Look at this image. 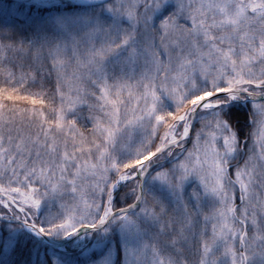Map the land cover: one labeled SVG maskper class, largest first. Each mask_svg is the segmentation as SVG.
Instances as JSON below:
<instances>
[{"label":"snow or ice","instance_id":"snow-or-ice-1","mask_svg":"<svg viewBox=\"0 0 264 264\" xmlns=\"http://www.w3.org/2000/svg\"><path fill=\"white\" fill-rule=\"evenodd\" d=\"M0 264H264V0H0Z\"/></svg>","mask_w":264,"mask_h":264}]
</instances>
